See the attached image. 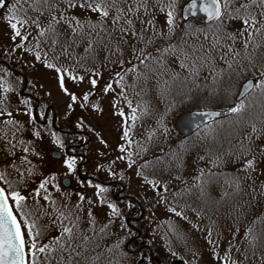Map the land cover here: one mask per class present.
Segmentation results:
<instances>
[{
	"label": "trees",
	"instance_id": "16d2710c",
	"mask_svg": "<svg viewBox=\"0 0 264 264\" xmlns=\"http://www.w3.org/2000/svg\"><path fill=\"white\" fill-rule=\"evenodd\" d=\"M186 1L188 0H161V6L164 7L162 12L160 7H157L154 3V0H147L149 13H144L141 8L137 15L145 22L151 18L154 28L147 23L142 25L137 20L135 29L148 28V31L144 34L146 37H152L153 44L147 45L144 42H138L135 37L131 38L132 36L121 38L119 32L116 29L114 31L112 29L108 32V35L112 37L111 43L105 47L97 46L99 50L93 49V58L87 59L96 64V66L100 63L104 65L101 66L103 70L100 73L103 72L104 75L110 74L111 80L114 81L119 91H121V86H124L126 93L132 96L133 106L137 107L136 123L134 127L130 128L131 146L133 145V147L130 148L128 146V142L121 137V132L119 141L122 145L114 148L112 152H108L106 160L111 159L115 154L116 156L118 155V158L125 157L127 162L130 158L135 161L130 168L132 175H135L138 170L149 179L157 176L163 180L159 184L160 187L152 188L156 194L157 202H167L169 205V207L167 205V210L180 208L187 212H194L191 221L187 223H184L183 219L171 213V211L169 212L171 218L176 217L178 223L173 219L168 220V218L161 221H151L147 224L143 223V226H140L142 223L133 222V227L130 228L135 233V236L123 245V248L119 251V256L120 259H127L132 257V255H137L139 250H146L150 253L146 258L149 264H158L156 255L160 254L162 247L155 248V243L151 245L146 243L150 235V228L153 229L152 225L156 224L157 226L153 229L152 236L154 241L159 238L167 239L164 236L165 234L177 235L180 239L189 241L193 239L208 241L206 239L207 233L211 230V239L216 242L217 247L215 243L211 246L215 248V254L218 258L223 259L228 254L229 248H231L232 260L237 261L235 256L241 255L240 261H238L239 264H264V259H262L264 258V187H262L264 185V152H261L264 149V94L261 93L260 89L254 87L253 91L236 105L239 106L240 103H244L245 110L242 113L234 114L227 119L205 126L186 139L180 138L173 130L174 118L187 111L221 110L233 105L241 83L247 79H252L256 84V76L251 70H248L246 74H244V70L239 72L235 68L229 70L227 65L219 60L217 54L216 64L220 72L215 81L209 77L207 72H201L187 83L183 82V80L174 82L171 91L164 92L163 95L161 94V89L155 85L154 81L149 82L146 86V94H142V97L136 95V92L139 91L137 76L141 72V66L133 54L134 49L145 47L148 52H152L158 46H166L169 43H176L178 40L181 42L187 41L189 44H198L204 40L205 35L211 32L210 25L201 26L193 22L183 23L180 20V9ZM58 7L64 9L65 4L59 3L58 0ZM170 9H174L175 12L174 32L168 30L166 23L167 11ZM68 10H66V15L69 13ZM34 13L30 11L29 15L31 16ZM54 14L59 15L58 12ZM40 19L44 25L47 24L43 17H40ZM89 23L91 22L89 21ZM236 23L238 22H229L228 30L235 31L237 28L233 24ZM160 32L167 33L164 39H159L154 35V33ZM117 38L126 41L122 44ZM105 39L107 40L108 37H105ZM34 45L35 41L32 40L29 48L32 51L28 55L36 60L37 49H35ZM235 47L239 49L240 45L237 44ZM38 51L41 56L46 53L57 56L66 55L69 60L59 65L62 68H69L73 59L76 63V60L85 55L82 48L78 49V47L74 46L68 49V54H63L62 49L59 47L53 52L48 49L47 44H42ZM254 55L257 61L264 65V48L259 49ZM87 60L85 61V67ZM129 61H132V63L130 64ZM55 63L60 62L55 60ZM12 65L10 61L7 67L0 66V74L6 72L8 81H13L15 78L19 79V77L26 75V70L16 71V73L8 69ZM134 67L136 72L132 71ZM77 68L86 72L87 76L92 75L91 70L85 71L84 68L79 66ZM173 70L179 71L176 68ZM69 71L76 75L73 69H69ZM93 72L99 74L98 71ZM120 76L124 77L123 81L119 80ZM11 86L16 89L14 85ZM75 93L77 96L79 95L77 90ZM25 101L27 106L24 103ZM124 105H127V102H124ZM7 106L10 111L15 113V117L19 118L20 122L22 118L29 121V117L23 115L28 110V107H31L32 110L37 109L33 99L27 96L21 97L19 92L14 96L12 103L7 102ZM88 106L90 109L98 107L96 101H92ZM75 111L78 112L77 109ZM87 115L92 117L91 113ZM70 121L65 126L66 130H60L73 133L71 135L57 132L52 124L45 127V124L25 122V124L20 123L23 128L19 132V136L20 134L23 135L22 137L26 140L27 137L29 138L28 133L33 136L34 131H40L41 140L48 138L52 143L51 133L55 132L62 139L64 146L66 144L69 146V139L71 140V138L77 136L81 138L83 135L79 129H73ZM131 124L132 121L130 126ZM89 133L92 134V131L89 130ZM89 133L87 131L88 135H90ZM153 133L154 135H152ZM149 136L152 138L149 139ZM66 138L69 139L67 140ZM24 144H27V142ZM121 146L127 149L126 153L118 151ZM241 146L252 148L251 153H247V155L250 159L255 158L256 170L254 172L237 171L242 165L234 161L232 154L239 153ZM71 147L69 150L73 151ZM55 148L60 149L56 145ZM73 155L77 159L78 165L80 155L76 153H73ZM21 156L19 155V159H21ZM31 156L35 155L31 154ZM217 158H220V167H216L212 163ZM145 164L149 166L147 168L142 167ZM210 170L222 173L223 176L239 177V188L235 184H232L231 187L227 186L223 181V176H220L215 182L205 183L208 180L207 173ZM81 172H85L83 175L88 177V173L84 168ZM201 172L205 173L200 181L204 189L203 193H201L200 187L196 186L197 181L195 179L200 176ZM31 178L32 175L30 177L26 175L25 180H19L20 192L26 186L24 182H30ZM91 178L96 179L95 177ZM94 179L89 181L109 189L108 192L102 195H113L114 187L117 189L120 184L127 185L126 182H121L122 179L115 181L113 184L110 183L111 181ZM126 180L128 179L122 181ZM40 182L38 180V185ZM105 183L107 184L104 185ZM83 186L86 187L87 184L84 183ZM164 187L167 188L166 192L162 191ZM121 188L124 187L121 186ZM118 189L120 188L118 187ZM181 197L183 198L181 199ZM156 222H160L159 225ZM37 223L43 229L41 242L47 244V238L44 239V235L50 232V228L40 223V221ZM249 228H252L253 231L246 236ZM119 234L123 235L120 232ZM253 235L257 237L255 240L252 239ZM137 240L140 242H137ZM220 241H223L222 245L218 243ZM132 247L134 252L130 251ZM125 251L127 252L126 256L124 255ZM245 256H247V259H245ZM98 264H104V262L100 259Z\"/></svg>",
	"mask_w": 264,
	"mask_h": 264
},
{
	"label": "snow or ice",
	"instance_id": "6c2138e0",
	"mask_svg": "<svg viewBox=\"0 0 264 264\" xmlns=\"http://www.w3.org/2000/svg\"><path fill=\"white\" fill-rule=\"evenodd\" d=\"M59 3L65 4V8L61 9L58 7V0H17L14 10H12L6 4V0H0V9L8 8L11 13L8 17V24L13 32V39L19 38L22 41L16 47L23 49L25 52L32 51L26 47L29 37H32V40L35 41L34 47L37 49L35 55L36 61L43 62L45 68L57 73L61 91L70 97L71 103L68 105L70 114L72 106L75 104H80L82 108L87 107L92 93H85L82 97H77V95L69 92L65 87V79H70L74 83H82L83 77L73 75L68 69L58 66L55 63L58 57L54 56L53 62H48L47 54L44 56L39 54L38 50L41 44H47L48 49L53 52L59 47L62 49L63 54H68L70 47H79L81 43H84L86 45L84 48L85 55L76 60V64L84 68L85 71H88L85 67V61L93 58V49L97 46L105 47L111 43L112 37L108 35L106 27L108 23H111L119 32L121 38L132 36L138 42H144L147 45L153 44L152 37H146L144 34L148 31V28L142 30L135 29V22L139 20L142 25L147 23L153 28L154 25H152L151 18L145 22L137 15L141 8L144 13H149L147 0H59ZM154 3L157 7H160V11H164V7L161 6V0H154ZM77 7L90 12L97 18L96 21L89 23V17L81 20L78 17L66 15L67 9H75ZM189 10L192 15H196L197 3H191ZM30 11L38 15L30 16ZM199 11L204 14L211 26V32L205 35L204 40L200 43L189 44L187 41L181 42L178 40L176 43L158 46L152 52H148L145 47L134 49L133 54L141 66V72L137 76L139 91L136 92V95L142 97V94H146V86L152 81L161 89V94L163 95L164 92L171 91L174 82L183 80V82L187 83L201 72H207L209 77L215 81L220 72L216 64L217 54L219 60L223 61L229 70L233 68L237 72L244 70V74L248 70H251L257 78V83L253 85L250 82L246 85V88L251 91L253 87H256L264 94V65H261L254 55L259 49L264 48V0H202ZM57 12L59 15L54 14ZM40 17H43L47 21L46 26H44ZM229 22H238L240 27L235 31H229ZM166 23L168 30L174 32V9L167 11ZM61 25L70 30L67 37L60 29ZM33 27L37 30L35 36H32L31 32V28ZM154 35L159 39H164L167 33L160 32L154 33ZM105 37H108V39L106 40ZM237 44L240 45L239 49L235 47ZM129 63L131 64L132 61H129ZM121 66L123 67V65ZM174 68L179 69V71H174ZM132 71L136 72V68L134 67ZM185 73L186 75H184ZM6 75L7 73L5 72L4 76H0V140L10 145L11 149L14 150L18 144L24 143L23 141H15L17 133L22 130L23 126L18 121L12 119L13 112L8 109V94L15 91V89L5 79ZM97 75L98 73L92 72V76ZM123 79V76L119 77V80L123 81ZM89 82L92 88L97 87V79H91ZM113 91L114 89L111 84L105 88L106 95ZM121 94L122 96H126L127 94L124 86H121ZM81 100L83 103H80ZM24 103L27 106V102L25 101ZM113 107H117V105L114 103ZM127 107L132 113L130 117H125L123 111H118L116 114L125 117L123 139L131 147L130 128L135 126L137 107H134L131 101L127 102ZM94 110L100 111L98 108ZM244 110V103H240L239 106L233 107L230 111L234 114H240ZM23 115L29 117V123L35 124L39 119L45 121L44 126L47 127V117L42 113L39 116L34 115L31 107H28V110ZM198 115L215 120L221 113L209 111L198 113ZM5 116L8 119H4ZM129 120L132 121L131 126L128 125ZM80 126V124H77V128ZM33 136L37 140L41 139L40 131H34ZM151 138L149 136V139ZM51 140L54 145L64 150V143L58 134L52 132ZM101 143L103 144L104 141L101 140ZM105 147H107L106 144ZM29 151V147L25 146L23 148L24 155L20 161L22 165L31 164V161L28 160ZM118 151L126 153L127 149L121 146ZM251 151V147L241 146L239 153L232 154L234 161L242 165L237 171L242 170L250 173L256 170L255 158L250 159L247 155ZM261 152H264V149ZM32 155L37 154L32 152ZM120 159H125V157L122 156ZM219 159L217 158L212 161L216 167H220ZM128 162L129 167L135 163L130 158ZM148 166V164L142 165L144 168ZM12 167L19 174L21 180H23L25 172L21 171L15 163H13ZM64 168L67 170L65 175L74 176L81 183V186H83L85 182L79 181V177L76 176L77 159L75 157L67 156L64 159ZM26 171L29 177L33 175L32 168L29 167ZM97 171H100V167L97 168ZM109 175H112V173L110 172ZM204 175L205 173L201 172L200 176L195 178L197 181L196 186L200 187L201 193H203L204 189L200 181ZM220 176H223V174L210 170L207 173L208 180L205 183L215 182ZM55 179L54 175L43 179L36 191L31 194L35 204L29 205L28 198L21 195L20 191L17 190L19 182L9 180L6 172H0V185H3L0 186V264H98L102 253L97 251L99 248V245L96 243L97 235L102 234L110 238L111 243L105 249L108 253L120 251L123 245L135 236V233L132 232L128 224L123 221L119 227V232L123 233V235L117 232L108 233L107 230L110 225L115 223L116 220L122 219L121 210L114 203H107L106 205L110 210L108 216L109 223L102 225L97 231L95 218L92 212L89 211L87 213L88 232H91L92 235H88L82 231L80 228V213L83 210L82 205L85 202V196L79 195L78 203L75 205H70L67 199H65L63 204L52 200L48 192V186L51 185L57 192L60 191V188L52 183ZM121 179H123L122 176ZM144 179L146 183L160 187L146 175ZM223 181L229 187L232 184H235L237 188L240 186L239 177L223 176ZM87 186L95 188L97 199L101 205L105 204L102 194L108 192L109 189L93 184L91 181L87 182ZM162 191L166 192L167 188L164 187ZM40 200L44 201L43 205L40 204ZM87 203L88 205H92L93 202L88 200ZM129 207H132V205H129ZM169 211L184 219L181 212H177L174 209H169ZM38 213L48 215L49 219L59 230V235L47 244L41 242L43 229L37 223L39 219ZM252 231L253 229L249 228L246 236L252 233ZM111 237L115 238L111 239ZM211 237L212 232L209 230L206 239L210 245L214 243ZM256 238L255 235L252 236L253 240ZM94 252L96 253L95 255L92 254ZM172 254L176 255L175 252ZM124 255H127L126 251ZM245 259H247V256H245ZM108 264H119V261L110 258ZM221 264H239L238 261L232 260L231 248H229L228 254L222 259Z\"/></svg>",
	"mask_w": 264,
	"mask_h": 264
},
{
	"label": "rangeland",
	"instance_id": "374dc122",
	"mask_svg": "<svg viewBox=\"0 0 264 264\" xmlns=\"http://www.w3.org/2000/svg\"><path fill=\"white\" fill-rule=\"evenodd\" d=\"M68 12L69 13L67 16H75L81 20H84L85 17H89L90 22H95L97 19L90 12L82 10L79 7L75 9H69ZM37 15V13H34L31 16ZM1 18L4 19V21L0 20V54L3 59L8 58L9 60H12L14 66L18 70H23V68L25 67V77L27 83L24 86L23 90H26L28 93H32L35 97L38 98L40 102L38 111L35 115L39 116V114L41 113L45 115L47 117V126H50L52 123L56 124L55 129H57V132L60 131L59 129L66 130L65 126L68 124V121L71 120L70 122L73 126V129H79L82 133H87V131L89 133V130H91L92 134L89 133L90 136L87 137L86 142L82 139V137L80 138L77 136L73 138L75 140V143H73L74 147L70 146L71 149L73 148V151H70V148H67L68 144L64 146L65 150H60L55 148V145L51 143L48 138L37 140L35 137L30 135V133H28L29 138L27 137L25 140V138L22 137L23 135L20 134L19 136L18 132L15 137V141H23L24 143L27 142V144H18L17 148L13 150L11 149L10 145H7L4 143V141L0 140V172H6L8 174L9 180L13 182H19L21 178L12 167L13 163H15V165L18 166L21 171L25 172V176L27 175V168L30 167L33 169L31 181H25L24 184L26 186H24V189L20 192L21 195H24L28 198L29 205L35 204V201L33 200L31 194L36 191L38 187V180L42 181L43 179L51 177L53 175L56 177V179L52 181V183L56 184L60 188V191L57 192L51 185L48 186V192L52 200H56L60 204H63L65 202V199H67L70 205H75L76 203H78V196L84 195L85 202L82 205L83 210L80 213V228L88 235H92V233L88 232L89 224L87 213L89 211L92 212V215L96 221L98 231L102 225L109 223L108 216L110 210L106 206L107 203H114L122 213V219H118L115 221V223H112L107 230L108 233H119V227L122 221L126 222L129 227H133V222L142 223L140 224V226H143V223L147 224L151 221H161L167 218L168 220L173 219L178 223L176 217L171 218L169 214L170 211L169 209L167 210L168 203L157 202L155 196L156 194L152 190V188H155L156 186H152L146 183L141 171L137 170L135 172V175H132V172L130 170L131 167H129V163L127 162V160L118 158V155L116 156V154L113 155L111 159L106 160L108 152H112L114 148L122 145L119 139L121 132V137L123 138V133L125 130V117H130L132 115L131 110L127 107V105H124V102H132V96L128 94H126V96H122L121 91L116 88L114 81L111 80L110 74L104 75L103 72L100 73V71L103 70L101 66H104L101 65V63L96 66V64H93L91 61L87 60L86 68H89L88 70H91V72H99L97 76L91 77L92 75L87 76L86 72L78 69L75 60L73 59L70 62L71 65L69 66V68L66 69H73L77 76L83 77V82L74 83L72 80L66 78L65 87L69 92L75 95V92L77 90L79 92V95L77 97H82L85 93H92V95H90L89 103H91L92 101H96L98 107L96 106L95 109L98 108L100 109V111L90 109L89 106L82 108L80 107V104H75L72 106V110L69 114L68 105L69 103H71L70 97L68 95H65L64 92L61 91L57 73L45 68L43 62L36 63L33 57L28 55V53L30 52H25L21 48H15V46L18 43L20 44L22 41L19 38H15V40L13 39V32L8 24V19L5 15H2ZM233 25L236 28L240 27L239 23ZM106 27L108 32L112 29L113 31L115 30L111 23H108ZM60 29L66 34L67 37L70 30L67 29L64 25H61ZM31 32L32 36H35L37 34L36 28H31ZM117 40L120 39L117 38ZM125 41L126 40H120L119 42L123 44ZM31 42L32 37H29V42L26 45L27 48H30ZM85 46L86 45L84 43H81L78 49L82 48V51H84ZM13 49H15V51H13ZM94 49H96V51L99 50L97 47H95ZM47 56L49 62H53L54 56L58 57V59H56L60 62L57 63L58 66L64 64L69 60L66 55L57 56L49 53V55L47 54ZM4 74L5 73L3 72L2 74H0V76H4ZM5 79L7 80L6 76ZM91 79H97L96 88H92V85L89 82ZM8 82H10L11 85H14L17 89L8 94L7 102L12 103L14 101V96L16 95V93L20 92V88L23 86V82L18 79H14L13 81L9 80ZM109 84L112 85L114 91L109 92L106 95L105 88ZM80 103H83V101L81 100ZM114 103L117 105V107H113ZM75 109H77L78 112H76ZM118 111H123L125 117H121L120 115L116 114ZM88 113H91L92 117H89L87 115ZM4 119H8V117L5 116ZM12 119L23 124H25V122L29 123V121L24 120L23 118L20 122L19 118L15 117V113H13ZM38 121L42 122V120L39 119ZM43 122L44 124L46 123L45 121ZM130 122L131 120L128 121L129 126ZM77 124H80L81 126L77 128ZM66 139L68 140L69 138ZM77 140H80V143H78ZM101 140L104 141L103 144L101 143ZM105 144L107 145V147H105ZM25 146L29 147L30 149L28 155V160L31 161L30 165H22L20 162L21 159H19V155H24L22 153ZM132 147L133 145L130 148ZM66 148L68 150H66ZM64 151L70 152L71 154L76 153L80 155L79 163L77 166L79 167V173H76V176L79 177V181L81 177L84 176L83 174L85 172H81L84 168L90 178H96H92L94 180L103 179L106 181H111L110 183L113 184L115 181L121 180L122 176V180L128 179L126 181L121 180V182H126L127 185L124 186L123 184L119 183L120 185L117 186V189L115 187L113 188V195H107V197L102 196L107 203L101 205L96 196V189L87 186H81V183L78 182V180L74 176L65 175L67 171L64 168L65 156L62 155V157L59 159L51 158L52 152H60L61 154H63ZM13 152L14 154H12ZM32 152H35L37 155L31 156ZM98 167H100V171H97ZM110 172L112 173V175H109ZM63 179L70 180V184L67 188H64L61 184ZM23 180H25V178ZM150 180L155 181L157 185L163 182V180L158 178L157 176L151 177ZM121 186H123L124 188H121ZM118 187L120 189H118ZM17 190L19 191V183L17 184ZM114 195H118L117 199L118 197H121V199L114 202ZM88 200H91L93 202L92 205H88ZM40 203L43 205L44 201L40 200ZM129 205H132V207H129ZM174 210H176V208ZM176 211L181 212V215L184 217V223L190 222L191 217L194 213L193 211L187 212L180 208H178ZM37 215L39 216L37 222L40 221V223L50 228V232L44 235V239L47 238V242L53 240L54 237L59 235L57 226L49 219V217H47L48 215ZM156 223L159 225L160 222ZM156 226L157 225L154 224L152 225V228L155 229ZM153 229L150 228V235L148 236L146 243L150 245L155 243V248L162 247V250H160V254L158 256L156 255L158 263H165L168 260V264H172L173 262L177 261L181 262L182 264H185V262L186 264H194L197 259H194L193 262L192 258H195V256L197 255H201L199 246H204L207 249L206 245H204L203 243H198L199 241H205L204 239H193L189 241L180 239L177 235L165 234L164 236L167 239L159 238L154 241L152 238L154 231ZM168 236H170L171 238H168ZM114 238L115 237H111V239ZM137 242L140 241L137 240ZM96 243L99 245L97 251L102 253L100 259L104 262V264H108L110 258L112 260L119 261V264H138L140 261L144 262V264H149L148 259H146L149 252L146 250H139V253L137 255H132V257H129L127 259H120L119 251L115 253H108L107 251H105V249L111 243V240L108 236H104L102 234L97 235ZM214 243L217 247L216 242ZM218 243L222 245L223 241H220ZM130 251L134 252L133 247ZM173 252H175L176 255H173ZM92 254L95 255L96 253L94 252ZM205 255H207V253ZM220 256L223 257L222 255ZM240 258L241 255L235 256V259L237 261H240ZM206 259L210 262V264H221L222 261V259L218 258V256L215 254L214 262L206 256L202 264H205L204 261H206Z\"/></svg>",
	"mask_w": 264,
	"mask_h": 264
},
{
	"label": "water",
	"instance_id": "95a60500",
	"mask_svg": "<svg viewBox=\"0 0 264 264\" xmlns=\"http://www.w3.org/2000/svg\"><path fill=\"white\" fill-rule=\"evenodd\" d=\"M196 2L197 3V10H196V15H192L189 8L191 3ZM202 4V0H189L188 2H186L182 8H181V12H180V17L181 20L183 22H195L199 25H208V21L206 20L205 16L203 13H201L199 11V8L201 7ZM252 83L254 85V82L251 80H247L245 81L238 92L237 97L235 98V102L238 103L240 102L242 99H244L251 91H249L246 88V85L248 83ZM235 107V105H232L230 107H228L227 109L224 110H195V111H189L186 113L181 114L175 121L173 128L175 130V132L181 137V138H187L189 136H191L192 134L196 133L198 130H200L202 127L209 125L211 123H214L216 121L219 120H223L226 119L230 116H232L234 113H232L230 110ZM220 112L221 115L216 118L215 120H212L206 116H200L198 115V113L201 112ZM51 157L54 159H58L60 157L59 153L56 152H52L51 153ZM69 183V180L66 179L62 182V184L67 187Z\"/></svg>",
	"mask_w": 264,
	"mask_h": 264
},
{
	"label": "flooded vegetation",
	"instance_id": "af4514ba",
	"mask_svg": "<svg viewBox=\"0 0 264 264\" xmlns=\"http://www.w3.org/2000/svg\"><path fill=\"white\" fill-rule=\"evenodd\" d=\"M6 4L8 5V1L6 2ZM17 4V1H14L13 5L11 6L12 10H14V6ZM9 9L8 8H5V9H0V20L4 21V19H2V15H5L6 18L8 19V14H9ZM11 14V13H10ZM0 64H2V61L0 59ZM118 195H114V199L117 200V197ZM198 243L200 244H204L207 246V249L206 247L204 246H199V251H201V255L200 256H195V258L193 257L192 260L194 262V259H197L196 262H194V264H202L203 260L206 258V256L212 260L214 262V253H215V248L213 246H211L208 241H199ZM197 244V243H196ZM207 253V255H205ZM141 260V258H140ZM138 263V262H137ZM168 260L167 262L165 263H158V264H168ZM205 264H210V262L206 259V261H204ZM138 264H144V262L140 261ZM153 264H157V263H153ZM172 264H182L181 262H173Z\"/></svg>",
	"mask_w": 264,
	"mask_h": 264
}]
</instances>
